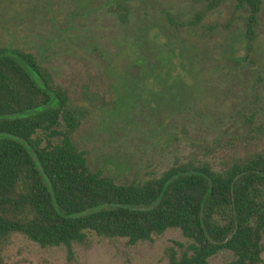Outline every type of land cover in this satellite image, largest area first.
I'll use <instances>...</instances> for the list:
<instances>
[{
    "label": "rangeland",
    "instance_id": "rangeland-1",
    "mask_svg": "<svg viewBox=\"0 0 264 264\" xmlns=\"http://www.w3.org/2000/svg\"><path fill=\"white\" fill-rule=\"evenodd\" d=\"M235 4L0 0V47L31 53L65 92L77 122L69 137L85 152L90 170L119 184L156 178L186 163L220 171L264 149V0L252 41L245 38L248 9ZM142 66L160 70L153 84L145 83L156 91L162 73L180 74L183 89L172 104L157 108L152 92L142 94ZM130 93L120 106L119 98ZM37 137L42 145L59 142L49 131ZM86 234L68 249L41 247L14 233L0 239V264H169L168 249L179 255L190 243L178 229L135 244ZM232 258L223 249L208 261L227 264ZM258 264H264V249Z\"/></svg>",
    "mask_w": 264,
    "mask_h": 264
},
{
    "label": "trees",
    "instance_id": "trees-1",
    "mask_svg": "<svg viewBox=\"0 0 264 264\" xmlns=\"http://www.w3.org/2000/svg\"><path fill=\"white\" fill-rule=\"evenodd\" d=\"M235 1V8L248 9L245 38L252 41L260 0ZM144 69L142 94L152 92L157 108L172 104L183 89L180 74L162 73L156 91L145 83L153 84L160 70ZM131 96L119 98V105ZM73 117L67 95L31 53L0 47V239L20 233L41 247L69 249L86 240V231L135 244L178 229L190 243L179 255L169 248V264H210L223 249L233 254L227 264L261 261L264 149L220 171L186 163L156 178L119 184L89 169L85 152L69 137L77 124ZM39 131L59 142L42 145Z\"/></svg>",
    "mask_w": 264,
    "mask_h": 264
}]
</instances>
